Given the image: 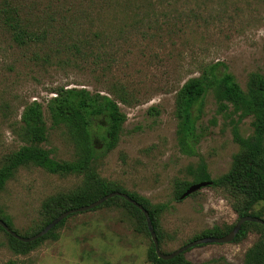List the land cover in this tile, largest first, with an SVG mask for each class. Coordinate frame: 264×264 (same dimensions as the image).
I'll list each match as a JSON object with an SVG mask.
<instances>
[{
	"label": "rangeland",
	"instance_id": "obj_1",
	"mask_svg": "<svg viewBox=\"0 0 264 264\" xmlns=\"http://www.w3.org/2000/svg\"><path fill=\"white\" fill-rule=\"evenodd\" d=\"M6 3L33 30L47 32L43 43L18 45L0 24V166L24 144L20 115L27 103L43 105L46 141L40 146L56 160H74L76 146L66 127L52 123L48 99L60 87L91 93L117 87L138 102L118 103L125 114L119 141L92 166L150 205H163L156 225L161 252L175 250L208 228L225 231L236 223L235 207L242 205L244 194L227 182L174 197L178 181L194 183L199 160L179 150L175 99L181 85L208 64L221 63L243 89L251 73L264 74V0H0V7ZM204 102L205 133L198 152L215 180L230 171L242 148L233 139L231 119L237 122V114L219 113L212 90ZM151 106L159 115L147 113ZM252 120L237 122L240 134L252 133ZM81 183V176L21 166L0 191V207L10 228L30 236L46 220L45 202ZM253 212L264 219V201L248 211ZM53 233L14 248L0 229V264H155L148 256L152 241L145 220L119 199L69 215ZM263 244L264 229L248 223L238 241L194 246L184 259L249 264L251 253L258 252L259 264Z\"/></svg>",
	"mask_w": 264,
	"mask_h": 264
},
{
	"label": "trees",
	"instance_id": "obj_2",
	"mask_svg": "<svg viewBox=\"0 0 264 264\" xmlns=\"http://www.w3.org/2000/svg\"><path fill=\"white\" fill-rule=\"evenodd\" d=\"M0 24L5 26L11 33L12 40L18 45L38 41L43 43L46 39V28H43L41 32L33 30V25L22 19L18 9L15 6H9L8 3L0 7ZM220 65L221 63L206 65L199 75L188 78L177 91L175 99V116L178 120L176 139L181 153L199 158L196 171L193 172V175L195 174L194 183L210 181L212 185H220L227 182L244 194L242 205L235 207L239 218L249 214L248 211L254 204L264 201V74L258 71L251 73L246 87L243 89L234 75L226 69H221ZM210 90L216 96L219 113L225 114L226 117L235 113L237 122L244 117L253 119V131L247 136L240 134L237 122L231 119L234 124L233 139L241 146L242 152L233 158L230 171L215 180L210 178L206 170V163L198 152V145L205 133L204 127L201 125L204 101ZM120 102L123 104L137 103L138 99L125 89L117 87L106 90V93H91L84 87H60L55 91V96L48 99L46 108L52 123L66 127L76 146L77 157L74 160H56L51 156L50 149L40 146V143L46 141L43 105L37 100H32L24 106L20 115L21 138L24 144L9 154L0 166V191L4 189L7 181L19 167L28 164L39 166L50 173L82 177V183L70 193L52 196L45 202L43 210L46 220L37 232L62 211L88 204L112 191L125 192L141 203L148 210L156 231L158 213L164 208L163 205H150L144 197L129 192L115 182L101 177L97 167L92 166V162L99 155L115 148L119 141L120 131L125 122V114L118 104ZM228 103L232 106L231 112L228 111ZM147 113L156 116L160 111L155 106H151L147 109ZM190 184L192 183L178 181L173 189L175 199L180 200V195ZM114 199H119L128 205L140 219L145 220L137 207L120 196L111 197L102 204L109 203ZM250 215L260 217L255 212ZM0 219L9 226V221L1 207ZM64 220H61L45 235L31 242L20 241L7 232L5 233L14 248L28 246L33 242L52 236L53 230L63 224ZM248 223L264 229V226L259 223L244 222L232 242L245 236ZM232 227L233 225L228 226L225 231L218 227H211L199 235H195L192 239L203 236H222L228 233ZM0 229L4 231L1 226ZM156 234L158 238L157 231ZM185 252L171 259L163 260L156 255L152 243L148 256L150 261L155 264H190L184 259ZM262 253L264 255V244ZM259 255L258 252L251 253L249 264H257ZM2 264L19 263L8 260ZM259 264H263V256Z\"/></svg>",
	"mask_w": 264,
	"mask_h": 264
},
{
	"label": "water",
	"instance_id": "obj_3",
	"mask_svg": "<svg viewBox=\"0 0 264 264\" xmlns=\"http://www.w3.org/2000/svg\"><path fill=\"white\" fill-rule=\"evenodd\" d=\"M210 184H211L210 181H200V182L192 183L180 195V199H183V198L189 196L190 194L196 192L197 190H199L205 186H208ZM114 196H120V197L124 198L126 201L133 204L135 207H137L142 212V214L145 218L147 230L150 234L151 241L153 243L154 251H155L156 255L163 260L171 259V258L181 254L182 252H185L186 250H188L194 246L200 245V244L230 243L234 240L236 234L239 232V230H240V228L244 222H247V221L256 222V223H259V224L264 226V219L263 218L257 217L254 215H250V214L243 215L237 219V221L233 225L232 229L228 233H226L225 235H222V236H203V237H199L196 239H192V240L184 243L183 245L179 246L178 248H176L175 250H173L169 253H163L160 250L157 234H156L154 226L151 222V218H150L148 210L141 203H139L135 199L131 198L127 193L121 192V191L109 192V193L99 197L98 199H96V200H94L88 204L80 205L78 207H73V208L67 209L65 211H62L57 216H55L48 224H46L41 230H39L38 232H36L30 236L19 235L17 232H15L13 229H11L6 224V222L2 219H0V226L4 229L5 232H7L11 236L15 237L16 239L23 241V242H31V241H34V240L38 239L39 237L45 235L49 230H51L55 225H57L61 220L65 219L69 215H71L73 213H79V212L88 211L90 209H93V208L101 205L107 199L114 197ZM263 264H264V255H263Z\"/></svg>",
	"mask_w": 264,
	"mask_h": 264
}]
</instances>
